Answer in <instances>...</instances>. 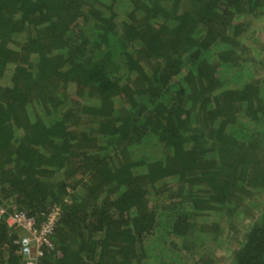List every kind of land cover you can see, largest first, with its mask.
<instances>
[{"label":"trees","instance_id":"16d2710c","mask_svg":"<svg viewBox=\"0 0 264 264\" xmlns=\"http://www.w3.org/2000/svg\"><path fill=\"white\" fill-rule=\"evenodd\" d=\"M194 1L0 0V202L61 209L38 264H182L170 235L241 186L213 141L264 140L241 130L264 119L241 58L264 0ZM14 236L0 220V264ZM227 264H264V200Z\"/></svg>","mask_w":264,"mask_h":264},{"label":"rangeland","instance_id":"374dc122","mask_svg":"<svg viewBox=\"0 0 264 264\" xmlns=\"http://www.w3.org/2000/svg\"><path fill=\"white\" fill-rule=\"evenodd\" d=\"M184 6H195L194 0H184ZM8 19V18H7ZM5 19V23L6 20ZM244 19V17H243ZM245 31L241 35V42L246 48L241 54L243 65L246 68V77L255 82L257 87L264 85V1L255 16H245ZM9 25L8 23H6ZM10 73V72H9ZM8 82V79H7ZM67 90L73 94V86L68 85ZM260 96L263 93L260 91ZM263 117V116H261ZM246 119V118H244ZM243 122V121H242ZM255 124L245 123L241 130L246 137L252 132L257 135L264 133V119ZM261 123V127H260ZM209 129L208 125L202 124V129ZM213 127V129H215ZM253 130V131H252ZM256 135V136H257ZM262 139V138H261ZM210 142V140H208ZM211 143V142H210ZM214 145L220 146L222 152L227 151V166L229 161L236 166L237 174L243 177L239 181L241 186H233L228 198L222 202V212H203L201 216H195V225L186 238L175 237L172 234L168 238L166 245L176 253L182 264H227L231 260L232 251L239 245L243 235L251 222L257 217L261 204L264 200V140L255 142H239L227 137L214 140ZM235 160L241 162H234ZM80 176V175H78ZM174 181L167 180L159 184V188L151 191L149 202L157 198V202L165 201L164 189L166 188V202L168 201V191L174 188ZM78 197H84L85 188L83 185L75 187ZM69 193L70 188L66 186ZM162 191V193H160ZM65 196L64 199H67ZM5 205L14 204L10 199L2 202ZM15 205V204H14ZM211 224L216 225L215 229ZM202 225L203 229H199ZM199 229V230H198ZM194 232H204L205 239L202 244H198L199 239L195 238ZM192 240H196L193 243Z\"/></svg>","mask_w":264,"mask_h":264},{"label":"built area","instance_id":"2783aa9c","mask_svg":"<svg viewBox=\"0 0 264 264\" xmlns=\"http://www.w3.org/2000/svg\"><path fill=\"white\" fill-rule=\"evenodd\" d=\"M60 211L57 203H51L38 214H31L14 204L0 202V220H5L15 235L12 242L23 264H38L45 252L54 248L52 237Z\"/></svg>","mask_w":264,"mask_h":264}]
</instances>
